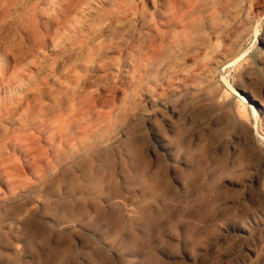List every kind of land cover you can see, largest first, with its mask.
I'll return each mask as SVG.
<instances>
[{
  "label": "rangeland",
  "instance_id": "1",
  "mask_svg": "<svg viewBox=\"0 0 264 264\" xmlns=\"http://www.w3.org/2000/svg\"><path fill=\"white\" fill-rule=\"evenodd\" d=\"M172 1L0 0V264H264V0Z\"/></svg>",
  "mask_w": 264,
  "mask_h": 264
},
{
  "label": "bare ground",
  "instance_id": "2",
  "mask_svg": "<svg viewBox=\"0 0 264 264\" xmlns=\"http://www.w3.org/2000/svg\"><path fill=\"white\" fill-rule=\"evenodd\" d=\"M30 1V0H29ZM50 1H52V0H50ZM161 1V4L163 5V7L166 5V3H168V4H171V2H173L172 0L170 1V2H166V0H160ZM51 3V2H50ZM55 3V2H54ZM53 4V3H52ZM150 4H151V2H150ZM160 4V5H161ZM50 5V4H49ZM58 5V4H57ZM260 6H263L262 5V3L261 2H259L258 3V9H259V7ZM47 8H48V6H47ZM55 8H56V6H55ZM55 8H53V9H55ZM141 8V7H140ZM263 8V7H262ZM137 9H138V7H137ZM164 9V8H163ZM256 10V9H255ZM65 11V10H64ZM52 12V11H51ZM53 13V12H52ZM51 13V14H52ZM241 13V12H240ZM50 14V15H51ZM56 14V13H55ZM166 14H165V10H162L157 16L159 17V19H158V24L156 23V22H154L153 20L156 18V16L154 17V16H152V20H147L146 18L145 19H143L142 21H141V23H140V27H141V31H142V36H143V38L145 39V41H149L150 42V39H151V35H150V33H149V31H152V27H153V29H155L156 31H159L160 30V27H162V24H169V25H171V26H176L177 24H178V22H179V19L178 18H175V17H166L165 16ZM58 16V15H57ZM27 18V17H26ZM55 19V18H54ZM138 20H136L135 21V26L136 27H139V23L137 22ZM108 24H109V22H108ZM117 24V23H116ZM106 25V24H105ZM117 26H118V24H117ZM158 26V27H157ZM160 26V27H159ZM58 29V28H57ZM63 29V28H62ZM159 29V30H158ZM161 31V30H160ZM70 32V31H69ZM73 32V31H72ZM213 36V35H212ZM228 37H229V35H228ZM213 39V38H212ZM16 41V40H15ZM11 45V44H10ZM24 48V47H23ZM38 56V55H37ZM29 57V56H28ZM225 57V56H224ZM228 57V56H227ZM109 58V57H108ZM11 62V61H10ZM22 63V62H21ZM221 64V63H220ZM23 65H25V64H23ZM210 66V65H209ZM97 67V66H96ZM155 67L156 66H154L149 60H147L146 61V63H145V66H144V71H145V73L147 74V75H150L151 74V72L153 71V70H155ZM212 67V66H211ZM9 70V69H8ZM197 71V70H196ZM38 73V72H37ZM11 74V73H10ZM19 79V78H18ZM26 79H28V78H26ZM8 81V80H7ZM1 83V82H0ZM124 88V87H123ZM249 95V94H248ZM250 96V95H249ZM239 98L241 99V101H243V102H246V103H248V106H249V108L250 109H252L253 111H257V110H260V109H257V107H256V105H255V102H254V100H252L251 98H248V96L247 95H245V94H239ZM160 106V105H159ZM251 118V117H250ZM251 122H252V120H251ZM257 139V138H256ZM253 141H255V139H252ZM163 147V146H162ZM10 184V183H9ZM246 228H242L241 229V231L244 233V232H246ZM237 233V232H236Z\"/></svg>",
  "mask_w": 264,
  "mask_h": 264
}]
</instances>
